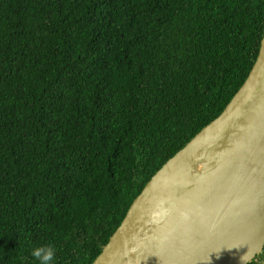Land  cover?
<instances>
[{"label":"trees","instance_id":"obj_1","mask_svg":"<svg viewBox=\"0 0 264 264\" xmlns=\"http://www.w3.org/2000/svg\"><path fill=\"white\" fill-rule=\"evenodd\" d=\"M263 35L264 0H0V264H91Z\"/></svg>","mask_w":264,"mask_h":264},{"label":"water","instance_id":"obj_2","mask_svg":"<svg viewBox=\"0 0 264 264\" xmlns=\"http://www.w3.org/2000/svg\"><path fill=\"white\" fill-rule=\"evenodd\" d=\"M264 248V35L222 113L146 183L91 264H249Z\"/></svg>","mask_w":264,"mask_h":264},{"label":"clouds","instance_id":"obj_3","mask_svg":"<svg viewBox=\"0 0 264 264\" xmlns=\"http://www.w3.org/2000/svg\"><path fill=\"white\" fill-rule=\"evenodd\" d=\"M31 254L37 261V264H55L56 252L55 249L50 245L45 244L36 246L32 249ZM257 256H261V254ZM257 256L255 257V259L257 258ZM262 264H264V260Z\"/></svg>","mask_w":264,"mask_h":264},{"label":"rangeland","instance_id":"obj_4","mask_svg":"<svg viewBox=\"0 0 264 264\" xmlns=\"http://www.w3.org/2000/svg\"><path fill=\"white\" fill-rule=\"evenodd\" d=\"M257 259H260V256H257Z\"/></svg>","mask_w":264,"mask_h":264}]
</instances>
